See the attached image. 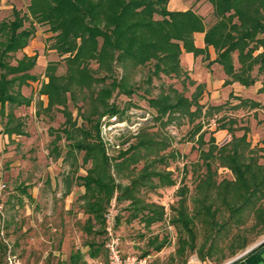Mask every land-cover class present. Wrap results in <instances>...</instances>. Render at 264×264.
I'll return each mask as SVG.
<instances>
[{"label":"rangeland","instance_id":"obj_1","mask_svg":"<svg viewBox=\"0 0 264 264\" xmlns=\"http://www.w3.org/2000/svg\"><path fill=\"white\" fill-rule=\"evenodd\" d=\"M29 2L0 0V21L13 18V7L25 13ZM166 8L190 9L205 28L217 20L210 0H168ZM30 22L33 36L11 58L15 64L31 57L29 79L20 87L26 103L5 104L0 112V264L7 253L22 264H71L77 253L74 264H107L106 227L123 253L147 256L151 264H225L264 240V185L246 198L244 209L220 207L208 216L214 220L194 216L193 203L207 163L216 183L234 179L219 151L233 137L243 136L245 154L251 150L263 162L264 74L255 67L252 84L233 80L215 61L203 31L192 34L201 52L182 50L177 71L155 73L158 59L136 64L131 57L106 71L95 58L71 60L72 52L56 48L47 24L30 17L24 25ZM232 56L239 67L237 53ZM121 75L132 92L111 88ZM167 96L187 98L188 110L199 106L197 112L180 116L150 105L151 98ZM107 104L121 115L101 117L102 146L69 151L64 129L72 122L90 128ZM91 133L88 141L99 143ZM92 168L116 184L108 201L101 185L86 194L80 184L78 177ZM98 197L100 216L92 206Z\"/></svg>","mask_w":264,"mask_h":264},{"label":"trees","instance_id":"obj_2","mask_svg":"<svg viewBox=\"0 0 264 264\" xmlns=\"http://www.w3.org/2000/svg\"><path fill=\"white\" fill-rule=\"evenodd\" d=\"M167 1L30 0L25 13L13 7V18L0 21V112L5 104L11 106L26 103L20 87L29 79L28 70L33 64L30 62L31 57L23 55L20 59H15V64L11 63V58L27 45L34 34L32 22L28 26L24 25L26 20L30 21V17L48 25V29L54 33L56 48L60 52H72L69 57L71 60L95 58L100 69L104 68L106 71H112L114 62L122 64L125 58L130 57L136 64H143L152 58L158 59L162 65H154L155 73L166 69L171 71L170 68L177 71L178 56L182 50L193 54L201 52L194 45L192 34L203 31L205 44L212 45L217 52L215 61L223 66L225 73L233 80L243 85L252 84L256 80V75L252 74L255 67L257 74H264V0H210L217 20L208 28H205L202 18L190 9L168 10ZM154 14L161 18H153ZM258 48L262 50L254 54ZM234 52L237 53L239 63L237 68L233 62ZM123 75L110 83L111 88H118L124 93L132 92L125 84ZM106 89L102 88L101 92ZM63 90L64 88L59 87V93ZM149 101L150 105L158 104L159 110L165 111L168 108L170 114L175 112L180 116H191L199 107L189 111L188 99L183 96H178L175 100L170 96L161 99L156 97ZM48 102L51 105V99ZM104 115L110 118L120 116L121 112L115 104H107L90 128L76 126L72 122L64 129L66 139L69 140V151L84 150L85 153H91L98 145L102 146L99 133L100 119ZM82 118L86 119V115L82 114ZM92 129L95 130L99 143L88 141V137L93 136ZM242 137H233L230 143L219 148L223 152L222 161L235 176L233 180L223 179L216 183L210 164H206L207 172L200 179L198 192L193 198L194 216L202 215L205 219L214 220L211 219L213 213L220 207L230 210L236 206L235 211L242 210L246 206V198H251L255 192H261L264 185V153L260 155L262 163H259V158L253 151L249 150L246 155L248 144L244 143ZM151 140L145 138L143 142L154 143ZM251 152L253 155L249 154ZM94 171L92 168L85 175L79 176L80 184L85 187L86 194L93 187L101 185L108 201L116 184L106 181L110 178L109 175L102 176ZM244 194V199L239 201ZM101 201L102 198L98 197L92 203L99 216ZM155 206L154 203L147 205L149 212L154 211ZM146 216L154 218L152 214ZM184 216L185 214L182 215L183 218ZM263 244L264 241L245 255L249 263L257 260V251ZM90 247V254L96 256L98 248L92 243ZM77 256L79 253L72 255L71 264H74Z\"/></svg>","mask_w":264,"mask_h":264},{"label":"built area","instance_id":"obj_3","mask_svg":"<svg viewBox=\"0 0 264 264\" xmlns=\"http://www.w3.org/2000/svg\"><path fill=\"white\" fill-rule=\"evenodd\" d=\"M103 245L107 255V264H151L147 256L123 253L119 247L118 238L114 235L111 227H106ZM4 264L22 263L15 255L7 253Z\"/></svg>","mask_w":264,"mask_h":264},{"label":"crops","instance_id":"obj_4","mask_svg":"<svg viewBox=\"0 0 264 264\" xmlns=\"http://www.w3.org/2000/svg\"><path fill=\"white\" fill-rule=\"evenodd\" d=\"M261 243L262 242H260L259 244H261ZM259 244H257L256 246H254L251 250H253L254 248H256ZM246 254H244V256L242 255L243 257L241 256L240 259H236V260H234V261H232L230 263H225V264H251L246 259V256H245ZM257 257H258L257 260L254 263H252V264H264V244L258 249V251H257Z\"/></svg>","mask_w":264,"mask_h":264},{"label":"water","instance_id":"obj_5","mask_svg":"<svg viewBox=\"0 0 264 264\" xmlns=\"http://www.w3.org/2000/svg\"><path fill=\"white\" fill-rule=\"evenodd\" d=\"M264 240H262L261 242H263ZM253 247H251V248H249V249H247L246 251H244L241 255H239V256H237V257H235L233 260H231V261H228L227 263H230V262H232V261H234V260H236L237 258H239V257H241L242 255H244V254H246L247 252H249L251 249H252Z\"/></svg>","mask_w":264,"mask_h":264}]
</instances>
